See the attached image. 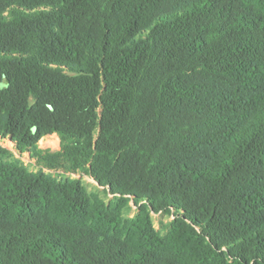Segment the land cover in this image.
<instances>
[{"label": "trees", "instance_id": "1", "mask_svg": "<svg viewBox=\"0 0 264 264\" xmlns=\"http://www.w3.org/2000/svg\"><path fill=\"white\" fill-rule=\"evenodd\" d=\"M0 264H264V0H0Z\"/></svg>", "mask_w": 264, "mask_h": 264}, {"label": "rangeland", "instance_id": "2", "mask_svg": "<svg viewBox=\"0 0 264 264\" xmlns=\"http://www.w3.org/2000/svg\"><path fill=\"white\" fill-rule=\"evenodd\" d=\"M41 148L49 149L52 151L59 149V139L56 135L47 137L40 141ZM22 161L28 166L29 169H35V166L32 164L33 162L28 158V155L25 153L21 157ZM44 171L55 174L59 178H76L82 181V183L86 186L89 191L98 192L105 201H109L112 198L108 193L103 192V187H100L90 176L82 174V173H69L62 169H44ZM131 209L128 211L129 216H133L136 213V208L134 205H131ZM152 222L156 230H160L164 232L166 230V224L171 219L161 213H152Z\"/></svg>", "mask_w": 264, "mask_h": 264}]
</instances>
